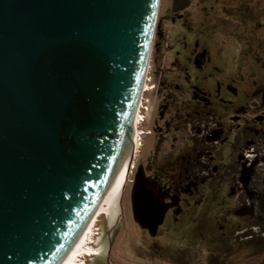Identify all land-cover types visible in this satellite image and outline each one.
Masks as SVG:
<instances>
[{"label": "water", "instance_id": "1", "mask_svg": "<svg viewBox=\"0 0 264 264\" xmlns=\"http://www.w3.org/2000/svg\"><path fill=\"white\" fill-rule=\"evenodd\" d=\"M159 3L0 0V264H60L88 224L131 133Z\"/></svg>", "mask_w": 264, "mask_h": 264}, {"label": "rangeland", "instance_id": "2", "mask_svg": "<svg viewBox=\"0 0 264 264\" xmlns=\"http://www.w3.org/2000/svg\"><path fill=\"white\" fill-rule=\"evenodd\" d=\"M187 1L189 0L184 2ZM176 6L175 0H160L157 26L148 70L143 80L141 99L138 102L139 107L136 111L134 110L131 133L125 138L124 151L121 150L123 157L112 173L113 178L122 166V160L133 152L134 156L130 161L131 164L129 163L127 184L125 183V187L120 191V199L118 198L119 193L114 196L113 207L104 201L108 192L111 191V188L109 191L106 189L105 197L100 202L106 209L102 214L97 215L91 227V234L89 233L90 237H87V242H90L91 247L97 249L106 245L105 250L97 255L84 253L79 256L80 258L77 257V261L75 259L74 262L77 264H151V261L145 260L143 256L145 252L141 250L140 240L137 242L140 236L130 198L132 179L139 173L137 163L142 153L147 156L150 152L152 154L156 152L166 159L165 167H155L150 163L148 169L146 168L149 176L158 177L159 175L158 178H160L171 174L178 180L176 184L180 187L184 184L188 186L190 182L196 184L199 181L200 186L204 185V177L207 176V172L210 173L212 183L205 184L202 187L203 193L191 196L189 199L191 203L184 205V223L191 228L193 233L194 230L201 229L204 224L206 228L212 230L217 227L216 222H221V201L226 196L222 180L228 178L231 182L233 179L226 175V172L230 174L231 170L227 171L226 166L221 162L228 158L233 162V165H230L231 168L233 167L232 170H237L240 161L248 166L251 163L254 165V178L252 179L253 174L250 176L248 173L244 175V178L245 180L251 178L248 182L249 189H253L255 201L264 211V134L257 137L252 134L250 128L243 124L236 134V145L229 147L230 142L223 141L221 146L219 145V150H216L218 144L212 145L210 150L215 151L213 152L215 159L209 162L208 156L199 157V152L205 144L194 143L203 123H199L196 117L188 115L190 113H218L221 119V116H229L233 113H264V107H262L264 103V60H255V63L251 59L254 64L251 61L246 62L242 53L238 51L241 47L240 42L236 39L226 40L225 31L219 35L209 33L207 29L209 24L203 20L201 22L191 20L183 24L175 22L173 18L176 17L175 13H178ZM257 45L259 46L260 43ZM202 53L204 56H201ZM173 77L179 82L175 80L174 84ZM179 84L182 87L181 92L175 91V85ZM172 100H175V103H169ZM165 103L170 106L163 107ZM161 109L165 113H184V118L177 122L179 131H171L157 142L155 136L150 135L143 138L142 123H145V129H152L155 122L154 116H158ZM222 120L223 122L229 121L227 117ZM135 122H137V127ZM186 126H196L195 132L191 130L196 136L194 133H188V128H183ZM241 133H244V137L238 138ZM133 136L138 139L136 140ZM174 136L177 139H173ZM248 137L250 142L247 141ZM161 140L163 142L160 143ZM253 147L254 151H252ZM228 151L231 152V156L226 154ZM223 153L226 156H223ZM152 154L150 159L153 157ZM188 160H191V163H188ZM166 179L164 182L167 185L173 184ZM162 191L157 182L146 179L138 181L134 195H136L139 221H148L150 215L158 216L162 208L167 207V193ZM174 194H180V191H175ZM242 194L241 201L252 200L245 192ZM172 200L174 201L175 198ZM227 205L224 203L223 207H228ZM110 209H112L111 212ZM227 214L231 215L230 212ZM231 219L229 217V220ZM227 228L230 227L227 226Z\"/></svg>", "mask_w": 264, "mask_h": 264}, {"label": "flooded vegetation", "instance_id": "3", "mask_svg": "<svg viewBox=\"0 0 264 264\" xmlns=\"http://www.w3.org/2000/svg\"><path fill=\"white\" fill-rule=\"evenodd\" d=\"M175 2L177 3L176 8L178 7V13H175L176 17L173 18L174 21L181 22L180 24L191 21L192 15L186 13V10L193 5V0H189L188 2L175 0ZM201 56H204V53ZM173 80L175 84L176 79L174 77ZM175 86V91H182L180 84ZM169 103H175V100ZM165 106L168 108L170 105L165 103L163 107ZM262 107H264V103ZM162 109L157 114L159 117L154 116L155 122L152 129H145V123H142L143 138H147L150 135L155 136L157 142L165 134L171 131H179L180 128L177 126V122L184 118V113H165ZM208 110L213 109L208 108ZM188 115L196 117L199 123H203L199 132H197L199 135L196 138L197 140H194V143L205 144L199 152V157L204 156L206 158L208 156L207 160L209 162L215 159L213 158V152L215 151L210 150L212 145L218 144V149L216 150H219L223 141H229V147L236 145V134L241 130L243 124L247 128H250L252 134L257 137H261L264 134V113H233L229 116H221V119L218 113H190ZM225 117L229 119L228 122H223L222 119ZM135 126L137 127L136 122ZM183 128H188V133L196 131V126H186ZM192 129L194 132L191 131ZM239 135L240 137L238 138L244 137V133ZM194 136H196L195 133ZM175 138L177 139L174 136L173 139ZM248 139L249 137L247 141L250 142V139ZM252 151H254V147ZM151 154L152 152H150ZM226 154L231 156V152L229 151ZM235 154L237 155V152ZM150 155L146 156L142 153L138 159L137 167L139 173L132 179L130 189L131 208L135 215L134 219L136 220L135 223L140 236L137 242L140 240L141 250L145 252L143 255L145 260L151 261V264H264V211L262 210L263 208L261 209V205L255 201L253 189H249L250 184L248 185V182L251 178L249 180H245L244 178L246 173L250 176L253 174L252 179L254 178V165L252 163L248 166L246 163L240 161L241 163L239 167L237 166V170H232L233 167L231 168L230 165H233V162L229 158L221 161L226 166L227 171L231 170V173L226 172V175L233 178L231 182L228 178L222 180V185L225 186L226 196L228 197L227 200L226 196L223 197L221 201V222H216L217 227L212 230L206 228L204 224L198 231L194 230V235L191 232V228L187 227V224L184 223V205L191 203L189 200L191 196L203 193L202 187L205 184L212 183L210 173L207 172V176L204 177V185L200 186L199 181L196 183L197 185L195 182H190L188 186L184 184L180 187V185L176 184L178 180L171 174H166L160 178H158L159 175L158 177H152L147 174L146 168L148 169V165L154 164L155 167L159 168L166 165L164 156H159L158 153L153 152V157L150 159ZM223 156L226 155L223 153ZM247 159H249L248 156ZM200 161L202 160L200 159ZM188 163H191V160H188ZM143 179L157 182L162 190L167 193L166 198L168 199L166 202L167 207L162 208V211L159 212L160 215H150L148 221H139L135 202L136 195H134L138 181ZM165 179L170 180L173 184L167 185L164 182ZM175 191H180V194H174ZM244 192L249 198H252L251 201H241L243 199L242 193ZM120 195L121 192L118 194L119 199ZM172 198H175V200L173 201ZM229 199H231L230 203H228ZM224 203L226 205L228 203V207H223ZM227 212H230L231 215L228 216ZM229 217L232 219L229 220ZM227 226L230 228L228 229ZM260 235L262 236L260 237ZM235 242L236 244H233Z\"/></svg>", "mask_w": 264, "mask_h": 264}, {"label": "trees", "instance_id": "4", "mask_svg": "<svg viewBox=\"0 0 264 264\" xmlns=\"http://www.w3.org/2000/svg\"><path fill=\"white\" fill-rule=\"evenodd\" d=\"M186 13L192 21L207 22L209 33L225 31L226 40L240 42L246 62L264 60V0H193Z\"/></svg>", "mask_w": 264, "mask_h": 264}, {"label": "bare ground", "instance_id": "5", "mask_svg": "<svg viewBox=\"0 0 264 264\" xmlns=\"http://www.w3.org/2000/svg\"><path fill=\"white\" fill-rule=\"evenodd\" d=\"M143 85V84H142ZM142 91V89H141ZM140 94L137 98V102H136V108L135 111L137 110V107H139L138 102L140 100ZM137 123V122H136ZM139 128V127H138ZM136 134V132L134 133V135ZM135 137V136H133ZM135 139L137 140L138 137ZM124 151V149H123ZM123 151L120 154V157L118 159L117 165L120 164V161L123 157ZM134 151V150H133ZM132 156H134V153L131 152V154L127 155L121 162L122 163V168L120 167L119 170L116 171V174H114L113 178L111 179L108 187L106 188L109 189L111 188V191L108 192V195L106 196L105 200L107 203H109L111 205V207H113L112 203L114 201V196L117 195V193H119L121 191V189L124 187L126 181L128 180V175H129V166H130V161L132 159ZM120 160V161H119ZM125 161V162H124ZM130 163V164H129ZM105 197V196H103ZM100 204V203H99ZM105 206L104 204H100L98 205L97 209L95 210L94 214L92 215L91 219L89 220L88 224L86 225V227L84 228L83 232L81 233V235L79 236V238L77 239V241L75 242V244L73 245V247L71 248V250L69 251V253L67 254V256L64 258V260L60 263V264H77V262L75 263V259L76 261L78 260V258H80L79 256L83 255L84 253H91L90 255H97V254H101L104 250H105V246L102 245L100 248H93L90 246V242H87V237L89 235V233L91 234L90 231H92L91 227L93 226V222L95 221L96 217H98L97 215L102 214L105 211ZM112 209H110L109 211L111 212ZM108 211V210H107ZM89 241V240H88Z\"/></svg>", "mask_w": 264, "mask_h": 264}, {"label": "built area", "instance_id": "6", "mask_svg": "<svg viewBox=\"0 0 264 264\" xmlns=\"http://www.w3.org/2000/svg\"><path fill=\"white\" fill-rule=\"evenodd\" d=\"M141 114V113H140Z\"/></svg>", "mask_w": 264, "mask_h": 264}]
</instances>
